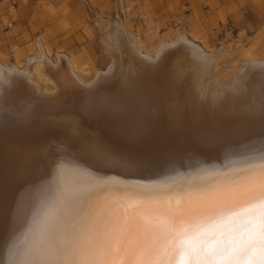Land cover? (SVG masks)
<instances>
[{"label":"bare ground","instance_id":"obj_1","mask_svg":"<svg viewBox=\"0 0 264 264\" xmlns=\"http://www.w3.org/2000/svg\"><path fill=\"white\" fill-rule=\"evenodd\" d=\"M101 42L109 65L89 81L39 39L25 68L0 59V264L32 259L52 216L79 223L130 191L179 197L264 155V60L228 68L239 51L180 33L144 53L122 22Z\"/></svg>","mask_w":264,"mask_h":264},{"label":"snow or ice","instance_id":"obj_2","mask_svg":"<svg viewBox=\"0 0 264 264\" xmlns=\"http://www.w3.org/2000/svg\"><path fill=\"white\" fill-rule=\"evenodd\" d=\"M39 231L32 259L12 251L5 264H264V155L239 178L179 197L130 191L79 223L52 216Z\"/></svg>","mask_w":264,"mask_h":264},{"label":"rangeland","instance_id":"obj_3","mask_svg":"<svg viewBox=\"0 0 264 264\" xmlns=\"http://www.w3.org/2000/svg\"><path fill=\"white\" fill-rule=\"evenodd\" d=\"M2 6V63L25 68L39 39L52 62L58 53L67 56L83 81L107 69L101 41L120 22L144 53L180 33L209 53L239 51L228 68L264 60V0H36L18 11ZM30 79L39 92L54 88L35 72Z\"/></svg>","mask_w":264,"mask_h":264},{"label":"built area","instance_id":"obj_4","mask_svg":"<svg viewBox=\"0 0 264 264\" xmlns=\"http://www.w3.org/2000/svg\"><path fill=\"white\" fill-rule=\"evenodd\" d=\"M22 0H0V5L4 4L8 8L15 10Z\"/></svg>","mask_w":264,"mask_h":264},{"label":"crops","instance_id":"obj_5","mask_svg":"<svg viewBox=\"0 0 264 264\" xmlns=\"http://www.w3.org/2000/svg\"><path fill=\"white\" fill-rule=\"evenodd\" d=\"M36 0H22L20 3H19V5H18V7L15 9V11L17 10H19L20 9V7H22V5H24V4H32V3H34ZM1 5H4V4H1ZM2 7H5V6H2ZM5 8H7V7H5ZM8 9V8H7ZM9 10V9H8Z\"/></svg>","mask_w":264,"mask_h":264},{"label":"water","instance_id":"obj_6","mask_svg":"<svg viewBox=\"0 0 264 264\" xmlns=\"http://www.w3.org/2000/svg\"><path fill=\"white\" fill-rule=\"evenodd\" d=\"M112 200H116V198L114 197V198H111V200L110 201H112Z\"/></svg>","mask_w":264,"mask_h":264}]
</instances>
